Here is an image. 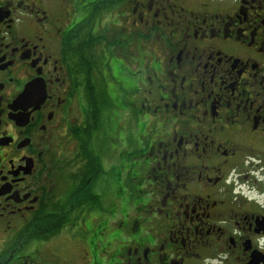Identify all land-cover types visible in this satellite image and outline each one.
Instances as JSON below:
<instances>
[{
  "label": "flooded vegetation",
  "instance_id": "flooded-vegetation-1",
  "mask_svg": "<svg viewBox=\"0 0 264 264\" xmlns=\"http://www.w3.org/2000/svg\"><path fill=\"white\" fill-rule=\"evenodd\" d=\"M0 264H264V0H0Z\"/></svg>",
  "mask_w": 264,
  "mask_h": 264
}]
</instances>
